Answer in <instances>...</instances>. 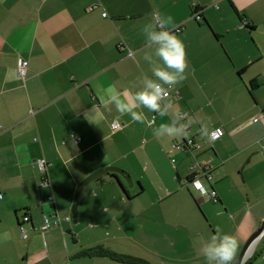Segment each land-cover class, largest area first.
Returning <instances> with one entry per match:
<instances>
[{
    "label": "crops",
    "instance_id": "0c3cea01",
    "mask_svg": "<svg viewBox=\"0 0 264 264\" xmlns=\"http://www.w3.org/2000/svg\"><path fill=\"white\" fill-rule=\"evenodd\" d=\"M166 17L168 30L182 28L185 79L164 86V115L141 106L135 121L105 104L104 90L155 79L144 56L162 62L143 29ZM177 113L186 135H154ZM191 138L201 147H185ZM263 139L264 0H0V264H206L202 245L217 232L237 238L234 264L264 220ZM202 163L218 201L188 181ZM107 166L134 184L114 172L90 181L74 216L79 184ZM55 214L60 225L45 228ZM245 264H264V234Z\"/></svg>",
    "mask_w": 264,
    "mask_h": 264
},
{
    "label": "clouds",
    "instance_id": "9594fccd",
    "mask_svg": "<svg viewBox=\"0 0 264 264\" xmlns=\"http://www.w3.org/2000/svg\"><path fill=\"white\" fill-rule=\"evenodd\" d=\"M170 22L171 18L166 17L161 19L158 25L150 24L143 29L145 39L156 45L154 55L162 62L161 66V63H153L151 55L145 54L144 56V60L149 62L152 76L155 79L144 77L141 81L142 87L127 94L117 90L115 86H109L104 90V103L112 104L121 115L128 114L135 121H143L142 112L136 110L141 106L149 111L158 112L160 115H164L171 107L170 102L164 103L166 95L164 86L171 87L185 79L186 60L182 40L167 28ZM91 114L96 117L101 115L93 109ZM85 117L88 119L86 114ZM180 119L181 115L177 113L175 120L171 123H162L158 128L153 129L154 135L168 138H179L186 135L187 126L179 123ZM89 121L94 123L93 120ZM201 131L202 133L206 131L203 124ZM197 187L200 185L197 184ZM7 235V233L0 234V240L6 239ZM238 246L237 238L230 233L217 232L211 235L202 245L206 264H233Z\"/></svg>",
    "mask_w": 264,
    "mask_h": 264
},
{
    "label": "built area",
    "instance_id": "2783aa9c",
    "mask_svg": "<svg viewBox=\"0 0 264 264\" xmlns=\"http://www.w3.org/2000/svg\"><path fill=\"white\" fill-rule=\"evenodd\" d=\"M201 11H195L194 12V18L200 20L202 18V15H201ZM106 15V13L104 14ZM182 30L181 27H175L173 29H170L171 32L173 33H177V32H180ZM26 65H27V62L26 61H23L21 63V66H20V73L22 75H25V72H26ZM165 91H166V95H165V98H168L170 95H171V92L168 88H165ZM164 98V99H165ZM183 117L185 116V114H181ZM179 123H182V124H185L183 122H179ZM186 125V124H185ZM187 126V125H186ZM112 127L114 129L120 127V124L118 122H114L112 123ZM188 128V126H187ZM186 128V129H187ZM224 135V128L223 127H216L214 128L212 131H210L209 133V137H210V141L213 142L219 138H221L222 136ZM82 137H77V141H81ZM263 144H264V139L262 140ZM197 147V148H200L201 147V144L197 143L194 141V139H188L187 141H185V147ZM174 147L176 148H180L182 147V145L178 144L177 142L174 143ZM49 161L46 159V158H39L35 161V166L37 167L38 171L43 173L44 177L41 181V185L42 186H50L51 185V181H50V178L48 177V167H49ZM204 164V165H203ZM206 163H202L201 166H202V172L195 175L193 178H191V183L197 188L199 189L202 194H205V195H208L213 201H218L219 200V197H218V194L217 192L215 191V189H207L201 182L202 179H206V180H211L212 179V172H211V166H205ZM197 184L200 185V187H197ZM3 197V193L0 191V198ZM54 196L53 194H50L49 195V199L50 200H53ZM23 220L24 222L26 221H29L30 220V216L26 213L24 214V217H23ZM60 217L57 216L56 214L53 215V216H48L46 215L44 217V227L45 228H49L51 226H57V225H60ZM21 228V231H22V235L23 237H28V234L24 228L23 225L20 226Z\"/></svg>",
    "mask_w": 264,
    "mask_h": 264
},
{
    "label": "water",
    "instance_id": "95a60500",
    "mask_svg": "<svg viewBox=\"0 0 264 264\" xmlns=\"http://www.w3.org/2000/svg\"><path fill=\"white\" fill-rule=\"evenodd\" d=\"M108 172H114V173H118V174L122 175L127 181L130 182V186H132L134 184L132 176L130 175V173L128 171L120 168V167L107 166V167H103V168L96 170L94 173H92L91 175L86 177L79 184V186L76 190L74 203L72 205V214L74 216H76L78 203H79V200L81 198L82 191H83V188L85 187V185L88 184L90 181H92V180H94V179H96V178H98V177H100V176H102ZM263 234H264V220L262 221L261 225L247 239V241L245 242V244H244L242 250L240 251L239 256H238V258L234 264H245L246 263V261L248 260V258L251 255L253 248L255 247L257 241L259 240V238Z\"/></svg>",
    "mask_w": 264,
    "mask_h": 264
},
{
    "label": "trees",
    "instance_id": "16d2710c",
    "mask_svg": "<svg viewBox=\"0 0 264 264\" xmlns=\"http://www.w3.org/2000/svg\"><path fill=\"white\" fill-rule=\"evenodd\" d=\"M257 85H259L258 82H256V81H252V86H257ZM112 176L115 178L116 183L118 184V186L120 187V189H121L124 193H126V189H125L123 183H122V182L120 181V179L118 178V176H117L116 174H112ZM188 181H191V178H189ZM52 194H53V196H54V193H52ZM48 199H49V196H48ZM53 200H54V198H53ZM112 255L114 256V254H112Z\"/></svg>",
    "mask_w": 264,
    "mask_h": 264
},
{
    "label": "rangeland",
    "instance_id": "374dc122",
    "mask_svg": "<svg viewBox=\"0 0 264 264\" xmlns=\"http://www.w3.org/2000/svg\"><path fill=\"white\" fill-rule=\"evenodd\" d=\"M123 177V176H122ZM124 178V177H123ZM125 179V178H124ZM95 180V179H94ZM126 180V179H125ZM125 183L128 185V186H130V182L129 181H125ZM3 197H4V194H3ZM130 201H134V200H132V199H130ZM135 206V203L133 202V203H131L130 204V219H132V216H133V212L131 211L132 210V208ZM138 221V220H137Z\"/></svg>",
    "mask_w": 264,
    "mask_h": 264
}]
</instances>
